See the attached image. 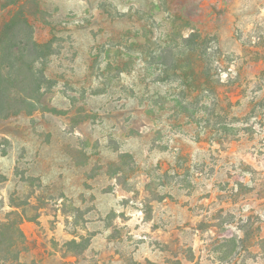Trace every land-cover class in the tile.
Returning a JSON list of instances; mask_svg holds the SVG:
<instances>
[{"label":"rangeland","instance_id":"obj_1","mask_svg":"<svg viewBox=\"0 0 264 264\" xmlns=\"http://www.w3.org/2000/svg\"><path fill=\"white\" fill-rule=\"evenodd\" d=\"M25 3L66 114L0 120V264H264V0Z\"/></svg>","mask_w":264,"mask_h":264},{"label":"trees","instance_id":"obj_2","mask_svg":"<svg viewBox=\"0 0 264 264\" xmlns=\"http://www.w3.org/2000/svg\"><path fill=\"white\" fill-rule=\"evenodd\" d=\"M27 0H5L2 8L13 7L9 11L8 19L5 20L0 28V120H7L25 112L31 115L35 111L50 112L54 115H65L66 112L47 108L43 105L42 99L46 91L53 87V81L46 75L49 59L56 54L53 49V38L47 42L38 43L34 38V27L29 21L26 8ZM36 3V0H33ZM39 12L35 4V13ZM198 34L190 33L182 42L191 46V52H195L199 46ZM193 55V54H191ZM184 62L188 63L189 75L198 80V87L205 86L208 90L210 81L200 77L201 61L190 59L184 55ZM181 58L175 59L173 69H183ZM188 75V76H189ZM197 81V80H196ZM192 94V91H189ZM180 114L196 115L198 110L188 103L179 102ZM85 116H73L71 127L74 128L84 121ZM120 159L130 157L128 154H121ZM67 246L74 248L77 246L76 240H70ZM133 264H141L133 262ZM146 264H154L147 262Z\"/></svg>","mask_w":264,"mask_h":264}]
</instances>
